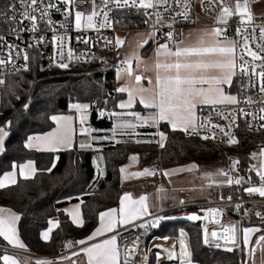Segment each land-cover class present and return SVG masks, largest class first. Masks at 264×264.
Masks as SVG:
<instances>
[{
    "label": "snow or ice",
    "instance_id": "6c2138e0",
    "mask_svg": "<svg viewBox=\"0 0 264 264\" xmlns=\"http://www.w3.org/2000/svg\"><path fill=\"white\" fill-rule=\"evenodd\" d=\"M202 8L206 13L211 15L213 21L211 26L190 28L185 31L177 28V24L189 23L195 24L199 17L192 16V0H101V5L96 3V0H19L23 12L20 17L16 16V6L12 5L11 17L7 16L6 12H0V17L12 24V31L19 36V31L24 29V21H29L31 27L28 31H39L38 17L35 13H39V20L43 21L48 30L55 31L53 20L50 12L54 10L57 13L64 12L66 17H70L73 13L67 7H79L81 4H90L93 11L90 14H85L81 11H75V27L77 30L95 29L97 32L101 28H112L113 20L109 13L116 9H135L137 14L142 17V23L150 25L148 33H137V36H144L142 41H137L136 49L131 54L125 55L119 62L116 68L117 78L124 80V84L116 89L119 93H127V101L119 103L120 109H131L137 98L139 103L145 108H151L155 111L148 116H142L138 112H112L110 115L123 117L131 116L135 121H138L141 126L152 124L158 125L162 121H167L172 130H180L189 135H200V130L205 129L211 124L213 130H209L208 135H204V140L217 139L214 129H219L224 136L229 137L226 141L229 145H237L238 139L230 132L225 131V127L212 124L211 116L206 121L201 120L197 115V109L202 105L228 106L232 107V111L225 112L216 108V115L228 121L227 128L231 129L236 124L237 116L242 118L251 117L252 121H264V16H257L253 11V5L259 3L260 0H199ZM183 6L182 9L173 7ZM102 16V22L97 21L98 17ZM236 18L235 30L233 35H229L230 21ZM259 21V22H257ZM120 23V21H115ZM17 26H20L19 28ZM67 21L61 27L67 28ZM167 28V31L164 29ZM257 29L259 37L257 42ZM159 34V35H158ZM35 43L29 47H37L44 41L45 37L41 36L34 38ZM68 39L65 36H53V41H60L61 47ZM163 40V42H161ZM149 41H153L156 47L152 50L151 57L143 58L138 49L143 48ZM82 43L88 44V39H81ZM126 43L125 38L119 36L114 39L105 38V45H112L113 50L116 47H122ZM0 44L8 48L7 57L0 56V70L6 69L9 64L15 72L29 71L27 63L19 67L13 62L14 58H22L27 62L30 57L27 50L21 52L13 51V45L6 43V38L0 36ZM255 44V48L252 45ZM61 56L63 52L59 53ZM68 60L71 61L73 52L71 49L67 51ZM78 57L77 59H82ZM95 59V57H92ZM135 61V67L133 65ZM127 67H124V65ZM51 66V65H50ZM57 67L67 69L69 63L60 62ZM144 73H151V76H146ZM5 75L0 71V85L6 83L2 78ZM239 78V86L236 87L235 81ZM246 78V80H245ZM147 80L149 86L145 87L142 81ZM236 87V93L232 94L229 89ZM258 89L260 101H256L249 91ZM19 99V97H17ZM30 101L23 105L25 110L28 109ZM241 104L252 106L259 104L256 110L248 111ZM73 109L80 113L79 122L81 125V133H91L90 129L83 127L87 120L88 109L90 104L73 103ZM101 116L104 112L100 113ZM51 120L55 122V130L44 135H34L28 137L26 147L35 148L40 151L56 152L61 149H68L73 144L75 135L74 117L70 115H53ZM11 124L7 121L5 126H0V153H3L5 138L9 135L6 127ZM136 123L131 120L118 122L116 129H113L115 134L117 129H132L135 130ZM264 130V123L254 126L248 122V129L251 131ZM159 140L156 143L159 147H165L167 135L164 132L157 133ZM91 139H108V137H91ZM140 141H137L139 143ZM151 143L152 141H146ZM81 149L92 148V143L80 142ZM264 156V148L259 153ZM253 158L257 157V153L252 154ZM99 159H103L100 157ZM137 162L138 156L133 155L130 158ZM231 159V158H230ZM238 160H233L229 170L218 169L215 172H204V177L211 179L213 184L241 185L248 183L250 186L244 188V191L249 195H258L264 198V161H261L257 166H254L256 175L259 177L258 185L251 183V177L245 181L244 177H233L229 173L237 168ZM55 165L53 164V167ZM98 173L102 170L97 165ZM21 175L28 179L34 175L37 169L33 161H28L26 164L19 166ZM254 169H249L252 171ZM51 169H48L50 171ZM199 170V165L193 163L188 166L164 171V176H172L184 172H193ZM121 173H126L124 179L148 177L156 175V168H144L138 172H127L126 167L120 169ZM215 177H224L225 179L217 181ZM16 172H9L0 179V189L7 187L9 184H15ZM166 189L161 186L158 188V193H165ZM163 195L160 199H165ZM221 200L225 198L220 197ZM150 197L148 194H142L134 198L131 192H125L119 201V209L111 208L107 211L99 213L98 226L84 239L78 241H68L66 247L71 250L79 245L78 251H73V257H82L83 264H148L147 252L137 260L133 254L140 252L139 237L132 241L129 247L127 241L122 239L120 228L129 230L128 226L147 228L160 226L161 221L169 219V217L156 216L151 225L140 223L135 224V221L141 220L143 217L152 215L149 204ZM227 200L231 201L232 196L229 195ZM185 201L181 200L180 204ZM236 210L241 208V205H235ZM65 212L71 217L73 223L79 227L84 226V220L81 216L80 205L77 204L72 209H65ZM6 213V214H5ZM222 214L220 209L209 208L207 215L201 216L198 214L188 215L186 218L190 221L208 220L209 217L216 224L221 221L218 217ZM261 217L264 222V216L260 212L255 213ZM20 216L11 209L0 208V237L7 244L14 248L26 250L27 246L20 238L17 221ZM49 227L42 233V238L45 241L51 239L53 229L59 228L58 220H49ZM261 231L258 227H240L238 224H230L222 226V233L213 230L204 229L203 243L205 245H213L216 248L224 247L226 251H244L242 245H249L251 237ZM242 234V235H241ZM186 233L181 230L179 237V257L180 264H193L192 252L189 250V245L185 240ZM210 237L212 239H210ZM163 239H168L164 237ZM223 241V245L219 241ZM215 241V242H214ZM264 242V235L258 237L257 243ZM157 247H161L157 245ZM123 248V252L121 249ZM176 245L171 248H164L169 261L177 258L175 251ZM254 251V250H253ZM264 251V249H262ZM159 257V254H157ZM69 256H62L61 262L70 260ZM0 260L4 264H20V260L12 255L4 254L0 256ZM36 264H55L51 260H39ZM72 264H79L73 260ZM242 264H248L244 260Z\"/></svg>",
    "mask_w": 264,
    "mask_h": 264
},
{
    "label": "trees",
    "instance_id": "16d2710c",
    "mask_svg": "<svg viewBox=\"0 0 264 264\" xmlns=\"http://www.w3.org/2000/svg\"><path fill=\"white\" fill-rule=\"evenodd\" d=\"M5 1L0 0V7ZM138 18L142 19L141 16ZM116 73L100 70L97 65L74 64L70 68L54 69L45 74L40 72L38 66H33L26 73L7 76L6 83L0 85V126L11 121L5 150L0 156V179L28 161H33L37 169L33 177H19L15 184L0 189V207L10 208L19 214L18 232L27 246L26 250L30 252L57 254L62 250L64 238H73L75 241L86 238L98 226L99 213L118 208L125 191L120 169L133 155L140 157L142 168L146 165L142 157L150 154L157 156L159 166L163 169L190 163H220L227 167L233 160L251 169L254 164L252 154L264 148V130L247 133L242 129L239 143L225 146L212 140L191 138L182 131L172 130L167 123H160L159 128L167 135L163 148H159L154 141L146 142V139L139 143L116 142L103 146L100 152L106 174L100 185L93 188L95 168L92 150L75 146L70 150L48 152L26 147L28 137L46 134L54 129L55 122L51 116L72 113L69 109L71 103L90 104L93 129L112 128L110 113L118 111V104L124 98L123 93L116 91ZM29 101V107L25 110L23 105ZM98 109L104 112L103 116L98 114ZM144 132L152 133L154 129L149 127ZM151 186L153 184L144 182L132 186L131 190L139 191ZM75 201L81 202L83 227L75 225L62 210L65 204ZM199 207L202 206H193L191 209ZM256 212L264 216V203L246 207L241 226L252 224L264 230V222L255 215ZM174 213H168L171 219L160 223L159 229L148 237L147 244L152 237V246L158 243L156 238H179L183 230L187 234L193 264H242L245 251L228 252L224 247L205 245L202 221L174 218ZM237 217L236 212L228 208L223 219L228 221ZM49 220H58L60 226L52 231L51 239L45 241L42 233L51 226ZM5 253L0 249V256ZM155 255L153 251L150 264H158ZM171 261L177 262L178 256ZM0 264L4 262L0 260Z\"/></svg>",
    "mask_w": 264,
    "mask_h": 264
},
{
    "label": "built area",
    "instance_id": "2783aa9c",
    "mask_svg": "<svg viewBox=\"0 0 264 264\" xmlns=\"http://www.w3.org/2000/svg\"><path fill=\"white\" fill-rule=\"evenodd\" d=\"M55 2V0H54ZM96 3L98 5H101V0H96ZM15 4L16 6V16L17 18L20 17V14L23 12V8L21 7L19 0H6L4 2V5L0 7V12H6L8 17H11L13 15L12 13V5ZM255 5V4H254ZM254 5H253V11H254ZM61 8L67 7L69 10L72 11V15L70 17H66L64 12L57 13L54 10L50 12L51 19L53 20V27L55 31L48 30L45 27V24L43 21L39 20V13H35L38 17V23H39V31L37 32H32L28 31L26 29L31 27V24L29 21H24V29H21L19 31V36L13 33L12 31V24L6 21L3 17H0V36H3L6 38V43L8 45H13V51L17 50L16 46H18V50L23 52L24 50L28 51L30 59L25 62L22 58H14V63L16 64L17 67L20 65H23L25 63L28 64L29 68L31 69L33 66H38L40 69L41 73H48L51 70L54 69H63L57 67L56 65L59 64L60 62H67L69 63L70 68L74 64H84V65H97L100 70L103 71H115L116 68L119 66L120 60L123 59V51H124V46L122 47H116L115 50H113L112 45H105V38L108 39H114L117 34H125L126 36L130 33L129 29V20L127 14H130L131 16V21L134 20V23L136 25L137 30H145L150 31V25L142 23V19L138 18L140 15L137 14L135 9H116L113 10L112 12L109 13L110 17L113 20V27L112 28H101L99 32H97L95 29H83V30H77L75 27V11H81L84 12L86 15L90 14L93 9L90 4H81L79 7H73L72 5L64 6L60 5ZM194 6V0H192V9ZM101 7H103L101 5ZM173 7H177L182 9L181 6H176L173 5ZM200 8L203 11V13L211 15L209 13H206L204 9L202 8L200 4ZM259 17V16H258ZM102 16L97 18L98 23L102 22ZM236 18H233V21H230V28H229V35H233L234 30H235V21ZM67 21V28L61 27L62 24H64ZM115 21H120V23H115ZM259 22V21H257ZM194 24H189L187 22L182 23V24H177V28L185 29L192 27ZM18 28L20 26H17ZM164 31H167V28L164 29ZM159 35V34H158ZM45 37L44 41L41 42L37 47H29V45L35 43L34 38L38 37ZM53 36H65L68 39L63 44V47H61L60 41H53L52 37ZM257 42L258 37H259V30L257 29ZM81 39H88L89 43L85 44L81 42ZM163 41V40H161ZM253 48H255V44L252 45ZM68 49H71L73 52V57L72 60L69 61L67 57V51ZM8 48L5 47L3 44H0V56L7 57L8 55ZM63 52L64 55L61 56L59 53ZM83 55L82 59H77L78 57H81ZM95 57L93 59L92 57ZM51 65V66H50ZM124 67H127L125 64ZM5 73V75L2 77L6 79L7 76L12 75V74H21V73H26L28 71H24L21 69L19 72H15L12 69V65L9 64L6 69L0 70ZM246 80V78H245ZM238 81V86H239V78H237ZM249 95H252L256 101H260V94L258 93V89H252L249 91ZM259 104H254L252 106H249L247 104H241L240 107L246 108L248 111H255L257 107H259ZM232 107L234 106H228L227 109H224V106H216V108H219L221 110H225V112H230L232 111ZM216 108L213 107H206L205 109L202 108L199 112V118L201 120H205L211 116V121L212 124H218L221 126L225 127V131L230 132L232 135L235 136V138L238 139L240 131L242 129L246 130L248 132H254L257 131L255 130V127L253 130L248 129V122H251L254 126H257L261 123H264V121L260 120H255L252 121L251 117L248 118H242L240 116H237L236 124L239 125V127H236L235 125L229 129L227 128L228 121L223 119L222 117L216 115ZM101 111L98 109V114L100 115ZM209 130H213L211 124L208 125L207 128L201 129L200 130V135H189L186 134L187 136H190L191 138H202L204 135H208ZM216 132L217 139H208L215 141L221 145L225 146H230L226 141L228 140L229 137H226L223 135L222 132L219 131V129H214ZM232 162L227 166H231ZM156 168L155 166H149L147 168ZM158 171V169L156 168ZM233 177H244L245 181L248 180L249 177H251V183L252 184H257L259 179H254L255 177L252 175L251 171L249 169H246L241 166L239 163L237 165V168L229 173ZM250 186L248 183H242L241 185H219L216 189V198L213 202H210L208 207L210 208H217L220 209L222 214L220 217H218L221 221L220 224H216L212 221V218L209 217L208 224L212 227L211 231L216 230V231H222V226H228L230 224H237L238 225L242 222L243 218L245 217L244 210L248 206L252 205H259L264 203V198L259 197L258 195H253L249 196L245 191L244 188ZM231 195L232 200L229 201L227 200V197ZM223 196L225 199L221 200L220 197ZM241 205V208L239 210H236L235 205ZM203 206V205H199ZM231 208L233 209L236 214L237 218L236 219H230L228 221H225L223 219L225 210ZM169 213V212H168ZM168 213H156L153 214L145 219L138 220L135 222V224H148L151 225L152 221L156 216H164L168 217ZM165 219L163 221L170 220ZM161 221V222H163ZM214 227V228H213ZM129 230H125L124 228H120L119 231L122 234V239L124 241H127L129 247L132 245V241L136 238L139 237V244H140V252L134 253L133 256L139 260L145 252H147L148 256V264L151 263V254L153 252L152 248L155 246L151 245V242L154 241V237L151 238L150 243L147 244V239L150 237L153 233V231L159 229L158 227H147V228H140V227H128ZM158 242L163 241V238H156ZM68 241H75L73 238H64L61 242L62 245V250L56 253H46V254H41V253H34L30 252L28 250H21L12 247L11 245L8 244H2L0 243V249L3 250L6 253H15L17 256L25 259L26 261L32 262L36 264L37 261L39 260H51L54 262H59V263H64L67 262L68 260H64L61 262V257L62 256H69L71 257L70 260H73L77 257H73L71 254L73 251H78L79 250V245L74 247L73 249L69 250L66 245ZM222 241V240H221ZM222 243H224L222 241ZM123 252V248L121 249ZM157 254V253H156Z\"/></svg>",
    "mask_w": 264,
    "mask_h": 264
},
{
    "label": "rangeland",
    "instance_id": "374dc122",
    "mask_svg": "<svg viewBox=\"0 0 264 264\" xmlns=\"http://www.w3.org/2000/svg\"><path fill=\"white\" fill-rule=\"evenodd\" d=\"M145 31H146V29L145 30H133V31H131V33L127 39V43H126L127 46L128 47L130 46L131 40L135 36H137V33H146V32L148 33L149 32V31H146V32ZM118 36L121 38H125L124 35H118ZM137 41L134 44H136ZM134 48L136 49V47H134ZM143 48H141L140 50L138 49L139 53L142 52ZM144 75H146V74L144 73ZM142 83L144 84L145 87L149 86L147 80L142 81ZM122 101H126V100H124V99L120 100V102H122ZM72 104L73 103H71L70 107H69V109L72 111V113H67L66 115L74 116L75 121H77V129H76V135L77 136L75 137V144L77 145L76 147L80 148L79 147L80 142L92 143V148H86V149L92 150L94 152L93 153L94 154L93 155V157H94L93 158V166L95 168V179L93 181V185H94L93 188H94V187H97L100 185L101 181L105 178V174H106L105 169H104L103 159L102 160L99 159L100 157H102L100 150L103 148V146L107 145L108 143H116V142L146 141L141 136L139 137V135H142V134L136 135L134 138H130V136H125V138H120L119 137L121 134L120 130H123V129H117L115 134H113V129H116L117 123L118 122L122 123L123 121L131 120L133 123L137 124L136 129L149 126V124L141 126L139 124V122L135 121L131 116L125 115L123 117H117V116L111 115V117L113 118V128H111L109 130L93 129V127L91 126V120H90L91 112H90V108H89L88 113H87V120H86L85 124L83 125V127L86 129H90L91 133H90V135L88 132L81 133V131H80L81 125L79 122L80 113L71 107ZM133 107H135V106H133ZM119 112L120 111H118V112L116 111V113H119ZM121 112H123V111H121ZM124 112L127 113L128 111H124ZM129 112H132V111H129ZM135 112H137V111H135ZM140 114L142 116H148V114H146V115L144 113H140ZM3 126H5V125H3ZM5 130L8 131V126L6 127ZM126 130H129V129H126ZM159 132H163V131L158 127V130H156V133L152 134L153 135V137L151 138L152 140H149V141H154V142L158 141L159 136L157 135V133H159ZM8 133H9V131H8ZM7 137L5 138V140L7 139ZM91 137H98V138L99 137H108V139H97V140L93 141L91 139ZM158 146H159V144H158ZM159 148H161V147H159ZM259 153H257V157L254 158V164H257L259 162V159H260ZM136 156H138V155H136ZM149 156H150V154H149ZM152 156L155 157L154 160L150 159V158L149 159L144 158L146 161L149 162L148 167L152 166L154 164H159L157 157L155 155H152ZM138 158H140V157L138 156ZM151 161H154V164H152ZM138 162H139V159L137 162H134L131 159H129V162L124 167L127 168L128 173L142 171L143 168L140 167ZM190 164H193V163H190ZM190 164L181 165V166H179V168L188 166ZM97 165H99V168L102 170L99 173H98ZM229 168H230V166L225 167L220 163L201 164V165H199V170H197V171L179 173V174H175L172 176H168L166 178L163 177L162 172H160L158 175L148 176L150 178L148 180V182L153 184V186H151L150 188H145V189H141V190L144 191L145 194L149 195L151 201L153 202V205L158 209L157 211L162 210L163 213H168V212H172V211H177L176 209L171 210V208L178 207V206L181 207L182 205H189V206H194V207L198 206V205H203L202 207H199L196 209H184L183 211H179L177 213H182L186 216L191 215V214H195V213H199L201 216H205V215H207V209H209V208L205 207L204 205H206V204L209 205L210 202H213L214 193L220 184H213L211 179H207L204 177V172H215L218 169L229 170ZM176 169H178V168H176ZM163 171H165V170H163ZM125 174L126 173H122V185H123L125 191H131L132 186H134L135 184H139V183L144 182V180H143L144 177L132 178V179L125 180L123 178ZM215 179L217 181H220V180H223L224 177H215ZM161 186H163L166 189L165 193H162V194L158 193V188H160ZM161 195H163L166 198L160 199ZM181 200H184L185 203L180 204ZM197 203H203V204H197ZM249 211H247V212H249ZM13 212L18 214L16 211H13ZM247 212H246V214H247ZM172 215H176V214L174 213ZM208 220L202 219L201 221H202L204 229H205V227H207L208 231L211 232L212 227L210 226V224H208L209 223ZM247 227H258L261 229V227H259L257 225H252V224H251V226H247ZM261 235H264L263 229H261V231L255 233L251 237V243L249 245H247V246L242 245V247L244 248V251H245L244 260H247L248 264H264V251H262V249H264V242H260L259 244L257 243L258 237ZM210 239H211V237H210ZM185 240L187 241V234H186ZM162 242L163 241H160L158 243H162ZM165 242L167 243V245H171V244H175V243L178 245L179 244V238L168 237V239H166ZM219 242L222 243V241H219ZM153 248H152V250H153ZM179 249H180V245H179ZM154 252L159 254V257L157 256V254L155 255L158 264H179V262L168 261L166 259L167 257L163 256L161 251H154ZM5 254H9V255L17 257L20 260V264H34L32 262L26 261L25 259L17 256L15 253H5ZM179 259H180V257H179ZM55 264H72V260H68L67 262H64V263L55 262Z\"/></svg>",
    "mask_w": 264,
    "mask_h": 264
},
{
    "label": "crops",
    "instance_id": "0c3cea01",
    "mask_svg": "<svg viewBox=\"0 0 264 264\" xmlns=\"http://www.w3.org/2000/svg\"><path fill=\"white\" fill-rule=\"evenodd\" d=\"M254 13L257 15V16H264V0H260V2L259 3H256L255 5H254ZM192 16L195 18V17H199V20L192 26V27H189V28H185V29H183V30H185V31H187V30H189L190 28H197V27H208V26H211L212 25V23H213V21H212V19H211V17L209 16V15H207V14H205V13H203V11L201 10V8H200V2H199V0H194V6H193V9H192ZM146 32V31H145ZM147 33V32H146ZM118 35H124L125 36V39H126V43H127V39H128V37H129V35H130V33L126 36L125 34H121V33H119V34H117V36ZM116 36V37H117ZM145 37L144 36H135L132 40H131V44H130V46L128 47L127 46V44L125 43V45H124V51H123V56H125V55H129V54H131L132 53V51L135 49L134 47H136V44H134L137 40H139V41H142L143 39H144ZM161 42H163V41H161ZM156 47V44L153 42V41H149L148 42V44L147 45H145L144 46V48L142 49V52L140 53V55L143 57V58H145V59H147V58H149V57H151V55H152V50L154 49ZM140 50V49H139ZM125 52V53H124ZM124 58V57H123ZM135 61H133V65H134V67H135ZM147 76H151V73H145ZM115 78H116V88H118V87H120V86H122L123 84H124V80H120V79H118L117 78V73H116V76H115ZM235 83V85H236V81L234 82ZM229 91L230 92H232V94H235L236 93V87H233L232 89H229ZM124 94V100H126L127 101V98H128V96H127V93H123ZM119 105V104H118ZM133 106H135V107H132L131 109H121L120 110V108L118 107V111H137V112H139V113H144L145 115L146 114H150L151 112H153V111H155L154 109H151V108H145L144 107V105L143 104H141V103H139V98H137V101L135 102V104L133 105ZM206 107H212V106H207V105H202V106H200L198 109H197V115H199V112H200V110L202 109V108H206ZM117 111V112H118ZM116 112V111H115ZM61 115H63V114H61ZM64 115H66V114H64ZM74 117V116H73ZM75 118V117H74ZM112 121H113V118H112ZM160 123H167L170 127H171V125L167 122V121H162V122H160ZM159 123V124H160ZM159 124L158 125H152V124H149V126H146V127H142V128H135V130H132V129H129V130H120V132H121V134H120V138H125V136H130V138H134L136 135H139V134H142V135H139V137L141 136L142 138H144V139H146V140H152L151 138L153 137V135L152 134H154V133H156V130H158V127H160L159 126ZM149 127H150V129L152 128V129H154V132H152V133H145L144 131H146V130H149ZM55 128H56V124H55V127H54V129L53 130H55ZM74 128H75V130L77 129V121H75V119H74ZM112 128H113V126H112ZM111 129V128H110ZM52 130V131H53ZM178 131H180V130H178ZM51 132V131H50ZM41 135H44V134H41ZM77 135H76V131H75V135H74V138H73V144H72V146L70 147V148H68L67 150H70V149H73L75 146H77L76 144H75V137H76ZM113 137V136H112ZM5 144V143H4ZM29 149H33V150H37V149H35V148H29ZM63 150H66V149H61V150H59V151H63ZM38 151H40V150H38ZM59 151H56V152H59ZM1 154L2 153H0V156H1ZM157 157V156H156ZM144 158H147V159H153L154 160V156H152V155H150L149 156V154H145L143 157H142V159H143V161L146 163V165H145V167L144 168H147L148 167V165H149V162L148 161H146ZM158 159V158H157ZM254 159V158H253ZM261 161H264V156H260V159H259V162L257 163V164H252V167H251V169H254V166H257L258 167V165H259V163L261 162ZM151 163L152 164H154V161H151ZM24 164H26V163H24ZM138 164L140 165V158H139V162H138ZM23 165V164H22ZM35 166V165H34ZM152 166H155L157 169H158V171L156 172V175H158L160 172H162V176L163 177H165L166 178V176H164L163 175V170H165V171H169V170H172V169H176V168H179V166L178 167H174V168H168V169H163V168H160V166H159V164H154V165H152ZM141 167V166H140ZM142 168V167H141ZM143 168V169H144ZM13 172H16V181H17V179L19 178V177H21V178H24L22 175H21V173H20V169H19V167L16 169V170H14ZM36 173V172H35ZM251 173H252V175L255 177V179H259V177L256 175V170L254 169V170H252L251 171ZM35 175V174H34ZM34 175H31L30 177H33ZM168 177V176H167ZM3 179V178H2ZM150 178L149 177H144L143 178V180H144V182H148V180H149ZM152 179V178H151ZM225 179V178H224ZM143 182V183H144ZM140 184V183H139ZM9 185H12V184H9ZM8 185V186H9ZM136 185V184H135ZM125 192H131L132 194H133V197L134 198H136V197H139L140 195H142V194H145V192L144 191H142V190H139V191H134V190H131V191H124L123 192V194L125 193ZM123 196V195H122ZM216 197V196H215ZM215 197H214V200H215ZM262 198V197H261ZM213 200V201H214ZM77 204H79L80 205V210H81V202L79 201H75V202H70V203H67V204H65V206L62 208V210L64 211L65 209H72V208H74V206L75 205H77ZM149 204H150V211H151V213H152V215L153 214H156V213H160V212H163L162 210H160V211H157L158 209L153 205V202L151 201V199L149 200ZM197 204H203V203H197ZM120 206V205H119ZM193 206H189V205H182L181 207L180 206H178V207H174V208H171V210H173V209H176L177 211H175V214L176 215H173V216H175L174 218H179V219H185V217H187L186 215H184V214H182V213H177V212H179V211H183L184 209H191ZM0 208H5V207H0ZM5 209H10V208H5ZM117 209H119V207L117 208ZM12 210V209H11ZM14 211V210H13ZM65 212V211H64ZM66 214H68L67 212H65ZM6 214V213H5ZM18 215V214H17ZM69 216V215H68ZM81 216H82V212H81ZM151 216V215H150ZM147 217H149V216H146V217H143L142 219H145V218H147ZM69 218L71 219V217L69 216ZM83 218V217H82ZM141 219V220H142ZM72 221V220H71ZM138 221V220H137ZM136 222V221H135ZM18 224H19V221H17V229H18ZM75 224V223H74ZM76 225V224H75ZM240 226H241V224H239ZM51 227V226H50ZM129 227V226H128ZM241 227H243V226H241ZM214 228V227H213ZM56 229V228H55ZM54 230V229H53ZM212 239V238H211ZM0 243H2V244H7V242L6 241H4L3 240V238L2 237H0ZM186 243H187V241H186ZM9 245V244H8ZM176 246H177V252H178V261L177 262H179V264H180V259H179V251H180V249H179V244L177 245L176 244ZM155 251H158V250H155ZM73 260H75V261H78L79 262V264H83V258L82 257H77V258H75V259H73ZM72 260V261H73Z\"/></svg>",
    "mask_w": 264,
    "mask_h": 264
},
{
    "label": "bare ground",
    "instance_id": "6f19581e",
    "mask_svg": "<svg viewBox=\"0 0 264 264\" xmlns=\"http://www.w3.org/2000/svg\"><path fill=\"white\" fill-rule=\"evenodd\" d=\"M126 16H128V20L130 21V22H129L130 33H131V31H133V30H137V29H136V25H133L134 20L131 21V20L129 19V18H131L130 14H127ZM219 232H220L221 234H223L222 231H219ZM165 241H166V240L164 239L162 243H158V244H156V245L154 246L153 250H154V251H155V250L161 251L162 254H163V256L167 257V253H165V252L163 251V249H164V248H171V246H172L173 244H171V245H167V243H166ZM157 245H159V246H161V247H157ZM175 245H176V243H175ZM175 251L177 252V246H176V248H175ZM177 256H178V252H177ZM160 262H161V261H160Z\"/></svg>",
    "mask_w": 264,
    "mask_h": 264
},
{
    "label": "water",
    "instance_id": "95a60500",
    "mask_svg": "<svg viewBox=\"0 0 264 264\" xmlns=\"http://www.w3.org/2000/svg\"><path fill=\"white\" fill-rule=\"evenodd\" d=\"M195 214H198V213H195ZM195 222V221H194Z\"/></svg>",
    "mask_w": 264,
    "mask_h": 264
}]
</instances>
